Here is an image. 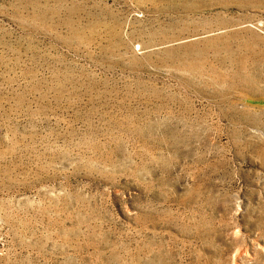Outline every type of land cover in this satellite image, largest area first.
<instances>
[{"label": "rangeland", "instance_id": "374dc122", "mask_svg": "<svg viewBox=\"0 0 264 264\" xmlns=\"http://www.w3.org/2000/svg\"><path fill=\"white\" fill-rule=\"evenodd\" d=\"M0 264H264V0H0Z\"/></svg>", "mask_w": 264, "mask_h": 264}]
</instances>
